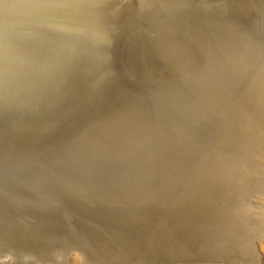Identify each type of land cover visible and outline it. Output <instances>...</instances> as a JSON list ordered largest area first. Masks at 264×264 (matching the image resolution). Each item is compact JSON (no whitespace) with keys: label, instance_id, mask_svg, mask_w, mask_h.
Instances as JSON below:
<instances>
[{"label":"bare ground","instance_id":"obj_1","mask_svg":"<svg viewBox=\"0 0 264 264\" xmlns=\"http://www.w3.org/2000/svg\"><path fill=\"white\" fill-rule=\"evenodd\" d=\"M76 1L38 5L35 0H5L2 19H0V42L14 41L15 38L23 34L22 32L30 28L52 26L53 23H57L54 19L59 16L51 18L45 13L51 10L57 12L70 4L75 7ZM127 1L111 0L108 7H102L101 14L125 4ZM144 1L146 3V0ZM149 1L151 2H148V5L152 8L148 10L154 12L151 14L143 12L146 13L144 20L148 24L146 30L150 31L146 35L147 38L140 40L137 37L139 36L135 33L137 26L133 24L136 13L134 8L130 7L126 16L113 30L110 48L107 50L109 54L106 58H109L110 62L109 60L106 63L100 62V64L102 63L100 71L90 74L82 83V85L86 84L83 87L84 97L88 99L83 101L85 106H76V102L61 107L46 99H28L26 97L23 101L24 105L26 102L28 109L18 114V117L22 119L28 116L25 119L28 120L26 137L19 141L3 140L5 134L0 131V264H264V171H258L259 174L256 172V185L253 184L248 188L236 180L237 184L234 186H230L228 183L223 186L216 184L214 179L224 177L220 168L215 169L204 165L208 168L206 175L213 176L209 179L210 184L206 186H200L198 183L200 175L196 178L192 176L193 178L191 177L185 182L186 171L174 168L175 162H172V157L175 151L177 153L180 148L182 151L183 145L187 142L183 141V143L182 138L191 140L189 145L186 144L188 146L186 148L191 149L192 152L198 148L199 144L204 143L199 139L196 140L197 135L194 137L188 135L196 134L199 131L198 127V129L206 127V124L200 122L198 126L191 124L196 120L195 118L185 119L184 122L186 125L189 124L188 127L172 124L171 118H174L175 115L169 113L158 118V133H161L159 136L164 137L167 141L164 144L171 147L169 152L165 151V154H161L158 158L160 160L158 168L152 165L154 161H148L150 158L147 159L146 154L141 160L140 156L139 160L137 158L135 160L126 155V158L124 157L125 164H116L112 170L108 168L111 172L106 170L105 174L109 177L107 179L108 187L115 188L113 191L116 192L114 193L117 195L119 192L120 195L117 198L118 201L117 199L112 201L109 200L110 198H98L91 203L92 206L80 208L84 213L95 212V218L92 216L94 223H84L85 220L81 223L71 215L64 219H48L47 214L41 213V210L55 198L53 196L71 193L81 183H84V179L92 176L96 170L99 171L101 165L115 153L117 146L126 140L129 125L137 121L141 114L143 100L138 82L145 83V71L150 74L146 78L151 81L149 83L151 88L156 89L153 98L155 95L156 99L158 93L159 97L167 99L170 104H177V100L188 95V91L197 86L201 80L200 77L211 66H214L212 67L214 71L216 70V63L219 62L222 55L234 57L231 50H235L237 54L244 50L253 36L252 31L264 32V0H249L248 4L244 6L234 3V0H217L220 2L214 1L211 7L215 6L218 9L217 12L206 9L205 13H199L201 15L196 13V6L190 5L187 1ZM84 3L88 2L84 1ZM90 4L93 5L92 2ZM20 7L21 9H19ZM223 7L224 9H221ZM220 9L227 12L228 17H221ZM73 12L74 15L71 16L73 18H62L59 22H85L91 15L90 11L86 10L85 12L79 8ZM27 15H35L34 21H30ZM214 16H216L215 19ZM182 26L184 29L188 28L189 31L184 33L181 29ZM248 57L250 58V56ZM248 57L244 56L241 61H237L238 63L233 61L232 65L222 66L221 64L220 71L218 70L216 73L221 75L223 81L216 80L217 82L213 86H206L207 88L204 86L205 89L203 87L206 91L199 109H203V112L207 111L209 100L216 99L218 93L223 89L227 90V96L235 92L238 79H242L246 69L250 65L252 66L247 63ZM259 79L257 77L258 81H260ZM261 86L259 85V87ZM253 89L255 88L253 87ZM46 102L54 103V106L42 110ZM257 103L259 104V102ZM251 106L253 105L251 104ZM35 108L41 109L40 113L37 112L38 110H33ZM192 109L194 110V108ZM10 116L12 117V113L6 114V119ZM188 117L191 115L189 114ZM31 119L33 120L31 121ZM4 121L5 119H1L0 123ZM229 135L231 136V134ZM212 142L210 143L212 144ZM190 152L189 154H191ZM189 158L190 155L184 156L180 161H185L186 164V159ZM132 162L139 166L143 162L144 164L149 162V164L151 163L148 165L151 167L149 170L153 171L150 172L151 174H142V176L139 174L140 170L136 173H125L129 171L131 167L129 165L133 164ZM192 169L190 170L192 171ZM157 171L158 173L163 172L160 177L164 178L167 175L165 179H169V182L165 185H160V183L158 186L155 185L159 175ZM170 171L171 173L168 174ZM227 172L224 179L220 180L223 183L230 181L229 175L230 177L235 176L233 173ZM109 173L110 175H108ZM194 182L198 185L191 186ZM163 183L165 182L163 181ZM232 188H236V193H233L235 190ZM145 200L151 203H145V210L141 212V215H138L137 219L122 220L123 214L116 219L115 217L111 218L117 209L126 214L127 207L135 208L136 202L139 204ZM116 205L123 207L116 208ZM160 207L161 210L163 208V212L160 211L162 213L157 218L158 210L154 213L153 209H160ZM107 211L108 214L113 213L107 214L111 221L102 214ZM88 215L93 214L89 213ZM150 216L152 220H149ZM116 220L127 221L128 224H131V228L135 226L136 229L132 230L136 231L139 241L143 240L142 249H137L139 257L137 255L135 257L133 253L135 245L132 235L126 234L125 237H118L121 243H116L117 246H114L115 234L119 233V231L117 233L115 231L120 228V226L117 227L119 223L116 224ZM127 227L129 228V226ZM208 232H210L211 238L206 239L205 244L203 242L202 248L195 247L194 244L201 235H206ZM235 247L237 251L233 252ZM69 253L70 255H68ZM188 259L190 260L188 261Z\"/></svg>","mask_w":264,"mask_h":264},{"label":"rangeland","instance_id":"obj_2","mask_svg":"<svg viewBox=\"0 0 264 264\" xmlns=\"http://www.w3.org/2000/svg\"><path fill=\"white\" fill-rule=\"evenodd\" d=\"M183 1L189 2L190 5H192V6H196V10H197L196 13L198 15H201L199 13H202V14L205 13L206 9H211L212 12H215V11L217 12L218 11V9H216L215 6L213 8H211L212 5L214 4V1H217V0H183ZM234 1H235L234 3L240 4V6L247 5L248 2H249V0H234ZM148 2H151V1L146 0V3H145L144 0H128L125 4L117 6L115 9L112 8L111 10H109V11L103 13V14H101V13H91L89 19H87L85 22L79 21V22H76V23L75 22L69 23L70 24V25L68 24L69 28L71 27L70 29H72L74 32H76L77 36H73L72 35L70 37L69 41H66V42L64 41L63 44L55 45V46H53L54 48L52 47L53 49H52V51H49L50 55L48 53L46 59L48 57H50V56H52L54 59L53 58L52 59L49 58L46 63L44 62L45 63L44 66H46L45 70L41 67V66H43V62H42V64L39 63V65H41L40 66L41 67L40 70L38 69L37 71H33L37 67L36 66V67H34L32 69L27 70V73H24L26 71L17 72V73L12 75L8 79L6 85L4 84L5 88H6L4 90L5 103H4L3 107H0V113L1 114L3 113V115L8 114V113L9 114L12 113V116L16 113V115H14V120L13 121L6 122V123H4V122L0 123V131L6 132L11 137L15 136L17 138V141H19L20 139L26 137L25 135H26V132H27L26 128L28 127L27 126L28 120H25V119L28 118V116L25 117V119H22V118L18 117L19 116L18 115L19 112H21V111L24 112V110L28 109V106H27L26 102H25V105H24V101H23L26 97H28V99H31V98H33V99L37 98V99H41V100L42 99H46V100L54 102L57 105H60L61 107L73 104L72 103V101H73L72 99L74 97V94L75 95H81L82 91H81L80 87H79V89L76 88L77 85L73 86L75 83L72 84V82H71V80L73 79L75 74L79 71V69L75 65L74 60L69 58V53L74 51L76 53L90 54V56H92V55L94 56L97 53L99 54V53H102L103 51L108 50L109 46H107L108 45V43H107L108 41L107 40H108L109 36L113 34V30L116 27V25L121 21V19H123L126 16L127 11H129L132 7L134 8V11L136 13L135 14L136 18L133 21L134 26L135 25L137 26V28L135 29V33L137 35L139 34L140 37L139 36H137V37L140 38V40H145L147 38L146 35L150 31L146 30V29H148V24L144 20V16L146 15V13L151 14V13L154 12V11H149L148 10V9L152 8V7L150 8V5H148L149 4ZM217 2H220V1H217ZM160 5H162V4H160ZM221 9H224V7L221 8ZM221 9L219 11L220 16L223 17V18L228 17V14L226 15L227 12L225 13V12H223L224 10H221ZM144 11L146 13H143ZM171 14H173V13H171ZM215 18H216V16H214V19ZM181 29L183 30L184 33L189 31L188 28L184 29L183 26H182ZM252 35L253 36H252L251 40L248 41L249 44H246V47H245L244 50L239 51L238 54H237V52L235 50L234 51L231 50V53L233 54V56L235 55L234 57H229V56L222 55L220 57L221 59L219 60V62L216 63V65H217V68H215L216 70L214 71L213 70L214 68H212L214 66H211L210 67L211 69L209 68L200 77L201 80L199 79L200 81L197 84V86L194 89H190L189 88L191 91H188L189 92V93L187 92L188 95H186V96L184 95V97H182V99H179V101L177 100V102H178L177 104H170L167 101V99L159 97L158 93L156 94L157 95L156 99H155V95H154V98H153V93H155L156 89L155 88L154 89L151 88V85L149 84V83H151V81L148 80L149 78H146L150 74H149L148 71H145V80H146L145 83L144 82H140V81L138 82V84L140 85L139 87H141L140 88V93L142 95V100H143L142 101L143 105H142L141 114L139 115L138 120L134 121L132 123L133 126H132V124L129 125V129H127L126 140L119 145L120 147L117 146V148L115 149V153L112 156H110L101 165L99 171L96 170L93 173L92 176L87 177L86 179H84V183H81L80 186L76 187L71 193L62 194L60 196H53L55 198H53L51 200V202L45 208H43L41 210L42 212L41 211L40 212L44 213L45 215L47 214L48 219H51V218L52 219H54V218H59V219L63 218L64 219V218H66V216H70L71 215L72 217H76V220L80 221L81 223H83L82 222L83 220H85L84 223H88V222L94 223L93 222L94 218H95L94 215H96V214H94L95 212L87 210L90 214H93V215H88L89 213L82 212L83 209L81 210L80 208H84V206H92L91 203L96 201L98 198H103V199H109L110 198L109 200L116 201V199L119 198V195H120L119 192H117V195L114 193V192H116V191H113L115 188L111 189V187L109 188L108 185H107V181H108L107 179L109 177L107 176V174H105V172H106V170L108 168L110 170H112V167L115 166L116 164L117 165L118 164L122 165V163L125 164L126 155L127 156L129 155L130 157H132L135 160H137L138 157L140 156L139 158L141 160L143 157L146 156V154H147V159L150 158V159H148V161H151V160H152L151 162L154 161L155 163L153 162L152 165H154V167L158 168L159 161H160L158 158H160V155L163 154L165 151H167V152L170 151L169 150V149H171L170 145L164 144L167 141L164 139V137H162V136L160 137L159 136V134L161 135V133H158L159 128L157 126L158 118H160V116L162 118V116L167 115V113H169V114H171L173 116L175 115L174 118H171V120L173 121L172 124H175V125L177 124L176 126H187L188 127L189 124L186 125V122H184V121H186L185 119H187V118H191V119L195 118L196 120L192 121L191 124H194L196 126H198L199 122L203 123V124H206V127H202V129H198L199 128L198 127L197 130H199V131H197L195 129L198 133L195 131L196 134L195 133L188 134V135H191L193 137L197 135L198 138L196 136L195 137L196 140L199 139V141L204 142V143L199 144L198 148H196L192 152L191 149L186 148V147H188L187 145L190 144L191 140H189V139L186 140V139L182 138L183 139L182 142L183 141L184 142L187 141L185 143V145L186 144L187 145L186 146L183 145L184 148L182 149V151H181V148H180L179 151H177V153L175 151V154L172 157V159H173L172 162H175L174 163L175 164L174 168L177 167V168L180 169V171H182V170H183V172L186 171L185 176H184L185 177L184 178L185 182L188 179H190L192 176L193 177L195 176V178H196V177H198L200 175L201 178L199 179L200 181L198 182V183H200V186H202V185L206 186L207 184H210L209 179L211 177H213V176H207L206 175V173H208V171H207L208 168H207V166H204V165H208V167H212V168H215V169L216 168L222 169L221 172L224 173L223 174L224 177H225L227 171H228L227 173H231V174L233 173L235 175L234 177H230V175H229V178H230L229 180L230 181H228V182L226 181L224 183L220 181L221 179H224V177L216 178V179H214V181H216V184H221L223 186L226 183H228L230 186L231 185L234 186L235 184H237V182L240 181V183L246 185L248 188H250V186L252 187L253 184L255 186L256 185V181L255 180L257 178V173L259 174L258 171H260V172L264 171V160H263L264 159V157H263L264 156V154H263L264 153V90H263L264 89V87H263L264 84L261 86V84L264 83V79H263V77H264L263 76L264 75V63H262V62H264V46H263L264 45V32L255 31L254 30V31H252ZM101 37H103V41H101V39H100ZM105 46H107V47H105ZM52 52H53V54H52ZM228 52L230 53V51H228ZM245 53H247V54H245ZM236 56H237L238 59L236 58ZM244 56L245 57L250 56V58L248 57L249 60H248L247 63L248 64H252V66L250 65L248 67V69H246V71L244 72V74L242 76V79L241 78L238 79L237 88H235V92H232L231 93L232 95L230 94L229 96H227V90L223 89V90H221L218 93V96H220V97L217 96L216 99L214 98V99H210L209 100V106L207 108V111L203 112V109H199V107H201L203 99H204V94H205V91H206V90H204L205 87L209 86V85L213 86L217 82L216 80H219V81L222 80L221 75H218V73H216V72H218V70L220 71V68L222 66H224V65H226V66L229 65V64L232 65L234 63L233 61H235V63H238L237 61H241L244 58ZM230 59L232 61H229ZM72 64H74V65H72ZM221 64H222V66H221ZM30 65L32 66L33 64H30ZM216 65H215V67H216ZM31 66H29V67H31ZM259 66L261 68H258ZM218 67H219V69H218ZM259 73H261V74L258 75ZM47 75H48V78H47ZM256 75H257L258 79H259V77H261L259 79L261 82L257 80ZM209 82H210V84H209ZM247 85H248V88H246ZM256 85H258V86H256ZM259 85L261 87H259ZM201 86H202V88H201ZM203 87H204V89H203ZM253 87L255 89H253ZM248 90H250V91H248ZM254 90L255 91L257 90V91L255 92ZM259 90H260V92H259ZM150 91H151V93L149 94ZM196 93H198V94H196ZM242 93H244V94H242ZM200 96H203V97H200ZM248 98H250V99H248ZM260 98H261V100H260ZM189 100H190V102H189ZM164 101H166V102H164ZM219 101H221V102H219ZM257 102H259V104ZM54 103L46 102L45 106H43L44 108L42 106H36V107H42L43 108L42 110H45V109H49L52 106H54ZM162 103H163V105H162ZM251 104L253 106H251ZM172 108H173L174 112H173V110H171ZM192 108H194V110ZM235 108H236V110H234ZM76 109L78 110L79 108H76ZM212 109H213V111H212ZM33 110H35V111L38 110L37 111L38 113H40V111H41V109H36V108L33 109ZM208 110H209V112H208ZM237 110H238V112H237ZM195 112H196V114H195ZM149 113H151V114H149ZM189 114L191 115V117H188ZM204 114H205L206 117L204 116ZM229 115H231L232 117L229 116ZM234 115H236V116H234ZM152 117H153V119H152ZM228 117H230V118H228ZM235 117H236V120H235ZM245 117H246V119H245ZM181 118H183L184 120L181 119ZM221 118H223V119H221ZM1 119H2V117L0 116V120ZM32 120L33 119H31V121ZM221 120H222V122H221ZM182 122L185 125H183ZM146 123L148 125H145ZM209 123H211V124H209ZM210 125H211V127H210ZM232 126H234V127H232ZM226 128L229 129V130H227ZM240 129H242V130H240ZM138 130H139V132H137ZM142 130H144V131H142ZM148 130H150V131H148ZM211 131H213V132H211ZM215 133H217V134H215ZM238 133L240 134V136H239ZM229 134H231V136ZM213 137H215V138L213 139ZM192 138H190V139H192ZM195 138H194V141H195ZM138 139H140V140H138ZM157 139H159V140H157ZM161 139L163 140V142H162ZM128 140H129V142H128ZM236 140H237V143H236ZM125 142L128 143L129 146ZM150 142H151V144H150ZM153 142H154V144H152ZM161 142H162V144H161ZM210 142H212V144ZM156 143H157V145H156ZM164 145H165V148H164ZM255 146H257V147H255ZM136 147H137V149H136ZM145 147L148 148V149H146ZM260 148H261V150H260ZM162 149H165V150H162ZM137 150H138V152H137ZM180 151H181V153H179ZM195 151H196V153H195ZM189 152L191 154H189ZM143 153H145V154H143ZM153 153H155V154H153ZM156 154H157V156H156ZM183 154H185V155H183ZM259 154H260V156H259ZM143 155H145V156H143ZM189 155H190V158L186 159L187 160L186 164H185V161L184 162L180 161V159H182L184 156L187 157ZM193 156H194V158H193ZM195 156H197V157H195ZM115 157H117V158H115ZM130 157H128V158H130ZM198 157H200V158H198ZM177 158H178V160H177ZM123 159H124V162H123ZM257 160H258V162H256ZM128 161H131V160H128ZM259 161H260V163H259ZM144 162L142 163L143 165L141 164L140 166H139V164H135L134 162H132L133 164L129 165V166H131L129 171L125 172V173H134V172L136 173V172H138V170H140L139 174H141L140 176H142V174L145 175V174H148L151 171H153L152 169H151V171L149 170V168H151L150 166L148 167V165H150L151 163L149 164V162H148L147 164H144ZM198 162H200V163H198ZM156 163H157V165H156ZM195 163L197 164V166H195L196 165ZM136 165H137V167H136ZM198 166H199V168H197ZM146 167H148V168H146ZM231 167H232V169H231ZM190 169H192L193 172ZM108 170H107V172H111L110 170L109 171ZM253 170H255V171H253ZM158 171H157V173H158ZM198 172H200V173L198 174ZM170 173H171V171L168 174H170ZM213 173H216V172H213ZM158 174L159 175H158V177L156 179V183L157 184L155 183V185L158 186L159 183H160V185H163V184L165 185L167 182H169V179H165L167 175H165V176L163 175L164 178L162 176L160 177V175L163 174L162 171L159 172ZM108 175H110V173ZM189 175H191V176H189ZM202 175H203V177H202ZM237 178H239V179H237ZM244 178H245V180H244ZM85 180H87V182H89V183L85 182ZM235 180L237 182H235ZM129 181H131V180L129 179ZM163 181L165 183H163ZM104 182H105V184H102ZM95 183H96V185H95ZM198 183L194 182V184H192L191 186H193V185L197 186ZM106 187H107V189H106ZM240 188H242V187H240ZM232 189L235 190V191H233V193H236V188H232ZM110 192L113 193V194H111ZM10 194H12V193H10ZM111 197H113V198L111 199ZM117 201H118V199H117ZM148 202L151 203L150 201H146V200L142 201V202L139 203L140 206H139L138 202H136V207L135 208L127 207L128 211L126 212V214L123 211H119L118 209L116 211H114L115 213H114L113 216L111 215L113 213L110 212L108 214V211H107V213L105 212V213H102V214H104V216L106 215V218L110 219L109 221H111V218L113 219V217H115V219H116V217H119L121 214H123V217L125 218V219L123 218L122 220H128V221L132 220L133 221V220L137 219L138 215H141V212H143L145 210V203L148 204ZM118 207L122 208L123 206H119V205L117 206L116 205V208H118ZM156 210H158V212H157V215H158L157 218H158L160 216V214L163 212L162 211L163 208H162V210H161V207H160V209L155 208V209H153V212L155 213ZM160 211H162V212H160ZM107 214L111 215V218H109L110 216H107ZM92 216L94 218H92ZM120 219H121V217H120ZM122 220H118V221L116 220V224H117V222L119 223V225L117 224V227L120 226V228L117 231H115V233H117L119 231L118 234L114 233L115 234V238H114V243L115 244H114V246L116 245V243H118V244H119V242L121 243V241H119L118 237L122 238V236L125 237L127 235H129V236L132 235V238L134 239V245H135V247H134L135 250H134L133 253H134L135 257H136V255L139 257L140 254L138 253V250L142 249L143 240L139 241V239H138L139 237H137L136 231L132 230V229H136V228H134L135 226L133 228H131V226H130L131 224H128L127 221L122 222ZM149 220H152L151 216L149 217ZM154 222H155V220H154ZM134 223H136V222H134ZM122 226H124V227H122ZM127 226H129L130 230H129V228ZM115 227H116V225H115ZM119 234H120V236H119ZM209 238H211L210 232L206 233V235H204V234L201 235L200 239L195 243L196 245L194 244V246L195 247L197 246V248H202L203 245L205 244V240L209 239ZM203 242H204V244H203ZM119 247H121V246H119ZM236 249L237 248L235 247L233 249V252H236L237 251ZM136 250H137V252H136ZM68 255H70V253ZM134 255L131 256V257L133 258ZM189 260L190 259H188V261ZM180 261H182V260H180Z\"/></svg>","mask_w":264,"mask_h":264},{"label":"water","instance_id":"obj_3","mask_svg":"<svg viewBox=\"0 0 264 264\" xmlns=\"http://www.w3.org/2000/svg\"><path fill=\"white\" fill-rule=\"evenodd\" d=\"M84 1H87L88 3H84ZM91 2L93 3V5L90 4ZM110 2L111 0H77L75 7H72V4H70L67 7L65 6L64 8L57 10V12L51 10L50 12L47 11V13H45L48 14L51 18L52 17L55 18L59 16L57 17V19H54V21L57 23H53L52 26L50 27L38 26L37 28L36 27L30 28L25 30V32H22L23 34L15 38L14 41L12 40L1 41L0 45H2V53H3L2 68L4 75V84L6 85L8 79L17 72L26 71L24 73H27V70L32 69L36 66L37 67L33 71H37L38 69L40 70L41 67L45 70L46 66H44V64L47 62L49 58L51 59L53 58L52 56H50L46 59L49 51H52V49L54 48L53 46L61 45L63 44L64 41L65 42L69 41L72 35L77 36L76 32L70 29L71 27L69 28L70 25L69 23H65V22L61 23L59 22V20H62V18H67V17L73 18L71 17L74 15L73 11H76L78 8L85 12L86 10H88L90 11V13H101L103 9L102 7L106 8V6ZM19 9H21V7ZM27 16L28 18H30L29 19L30 21H34L35 15L34 16L27 15ZM76 19H78V17H76ZM71 20H75V19H71ZM111 39H112V35H110L107 40L108 41L107 46H109V48H110ZM108 54L109 53L107 50L99 54L97 53L94 56L93 55L90 56V54L76 53L74 51L69 53V58L74 60L75 65L79 69V71L75 74L71 82L72 84L75 83L73 86L77 85L76 88L79 89L80 87L82 91L81 95L74 94L72 103L74 104L77 102L76 106L79 105L83 106L84 105L83 101L88 100L84 97L85 91L83 87L86 84L82 85V83L85 82L84 80L88 78L90 74H94L95 71L98 70L100 71L102 63H106L109 60V58L106 59ZM42 62H43V66L39 65V63L42 64ZM100 62L102 63L100 64ZM30 64L33 65L31 66ZM5 85H4V90L6 89ZM0 116L2 117V119H5L4 123L11 122L14 120V116L12 117L10 116L9 118L7 117V119H6V114L3 115V113L2 114L0 113ZM3 133L5 134L3 135L5 136L3 140L17 141V138L15 136L11 137L6 132Z\"/></svg>","mask_w":264,"mask_h":264},{"label":"snow or ice","instance_id":"obj_4","mask_svg":"<svg viewBox=\"0 0 264 264\" xmlns=\"http://www.w3.org/2000/svg\"><path fill=\"white\" fill-rule=\"evenodd\" d=\"M38 5H51V4H60V3H71L74 0H35ZM5 0H0V19H2L3 14V5ZM103 41V37L100 38ZM2 45H0V107H3L5 103V96H4V75H3V68H2Z\"/></svg>","mask_w":264,"mask_h":264}]
</instances>
